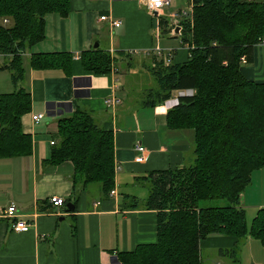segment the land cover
Instances as JSON below:
<instances>
[{
    "label": "crops",
    "instance_id": "crops-1",
    "mask_svg": "<svg viewBox=\"0 0 264 264\" xmlns=\"http://www.w3.org/2000/svg\"><path fill=\"white\" fill-rule=\"evenodd\" d=\"M68 1L66 14H46L42 41L22 54V86L31 99L29 112L19 122L21 132L31 140L30 153L0 157V264H119L120 253L156 242V214L129 208L131 202L124 198L142 204L147 194L142 179L192 160L193 133L165 128L166 112L176 106L181 92H173L152 108L142 104L148 91L155 89L148 71L155 49L163 57L170 55L172 64L186 61L189 53L180 38L161 33L160 18L147 11L146 0ZM164 14L162 10L161 19ZM101 16L107 21H100ZM108 20L119 21V27ZM93 44L109 53L117 68L97 76L82 68L80 53ZM253 48V63L242 64L239 72L247 81L264 84V43ZM51 53L71 55L70 69L30 67V56ZM6 60L0 56L2 96L13 91L9 72L2 69ZM105 99L112 102L109 107L104 106ZM77 108L86 110L98 127L113 136V192L106 198L101 199L99 187L91 184L73 202L72 163H43L57 140L56 122ZM33 115L41 119L34 123ZM137 145L147 152L141 163ZM249 183L240 193L238 207L251 227L258 211L264 210V167L250 174ZM51 197L62 199L63 206L52 208ZM67 204L72 210L64 209ZM11 205L17 218L30 221L22 234L11 232L9 221L2 218ZM198 252L200 264H264V245L250 236L239 241L208 236L199 242Z\"/></svg>",
    "mask_w": 264,
    "mask_h": 264
},
{
    "label": "trees",
    "instance_id": "trees-1",
    "mask_svg": "<svg viewBox=\"0 0 264 264\" xmlns=\"http://www.w3.org/2000/svg\"><path fill=\"white\" fill-rule=\"evenodd\" d=\"M187 14L177 24L185 62H165L152 55L149 69L155 89L143 106L165 102L173 92L190 91L177 98L166 112L165 128L191 131L192 160L172 170L149 174L144 202L124 198L129 208L156 214V242L120 253L119 264H200L199 242L212 235L264 245V210L245 223L240 193L250 174L264 167V84L245 80L242 64H252L254 46L264 43V0H185ZM68 0H0V56L8 57L2 69L9 72L13 91L0 95V157L27 155L30 138L24 135L20 116L30 110L22 86V54L43 39L46 14L67 13ZM161 33L172 26L159 19ZM175 37V36H174ZM33 69L69 70L67 53L30 56ZM82 68L93 75L110 73L116 62L109 53L91 48L80 53ZM57 140L44 164L72 163L71 199L88 185H97L100 197L113 190L112 134L98 127L84 109L61 117ZM79 188V191L77 190Z\"/></svg>",
    "mask_w": 264,
    "mask_h": 264
},
{
    "label": "built area",
    "instance_id": "built-area-1",
    "mask_svg": "<svg viewBox=\"0 0 264 264\" xmlns=\"http://www.w3.org/2000/svg\"><path fill=\"white\" fill-rule=\"evenodd\" d=\"M172 0H146L145 2V8L147 9V11H150L152 13V15H154L155 17L161 18L162 15V10L165 7H169L171 4ZM187 14V11H179L178 13L174 14L171 13L169 14V16L167 18H169V21H171L170 24H172V28L171 30V34L174 35L175 37H177L179 35L180 32V26L177 24V21L182 18L185 17ZM107 17L106 16H101L99 17L100 21H107ZM110 25L113 27H119L120 22L116 21V20H108ZM156 52V56H162V52L158 49H155ZM169 56L170 55H166V60L165 62L168 63L169 62ZM112 104V102L110 101V99H105L104 100V106L105 107H109ZM41 119V115H33L31 117L32 122L36 123ZM52 144V142H51ZM136 150L139 153V157L137 158V160L141 162H144L147 156V152L146 149L144 147H141L139 145L136 146ZM113 191L109 192L110 194H112ZM48 204H50L52 206V208H61L63 206V201L62 199L60 200V198L57 197H51L48 200ZM15 206H10L8 207V209H5L3 214H2V218L9 221L8 222V227L11 230V232L14 233H21L22 232H26L29 227H30V221L22 219L20 220L19 218H17L16 216V211H15Z\"/></svg>",
    "mask_w": 264,
    "mask_h": 264
},
{
    "label": "rangeland",
    "instance_id": "rangeland-1",
    "mask_svg": "<svg viewBox=\"0 0 264 264\" xmlns=\"http://www.w3.org/2000/svg\"><path fill=\"white\" fill-rule=\"evenodd\" d=\"M163 11H165V14H164V16H162L163 18H166V17H168L169 16V14H171V13H174V14H176V13H178V11H187V4H186V1L185 0H177V2H176V0H173V1H171V4H170V6L169 7H165L164 9H163ZM171 33V32H170ZM178 42V41H177ZM176 42L174 41L173 42V45L175 44ZM161 45L163 46L164 45V43L162 42L161 43ZM177 46V45H176ZM156 56V55H155ZM159 58V57H158ZM147 75V74H146ZM148 76V75H147ZM143 86H145L146 88H149V85L146 83V82H144V84H143ZM148 86V87H147ZM184 96V95H187V91H185V92H181V94H180V96Z\"/></svg>",
    "mask_w": 264,
    "mask_h": 264
},
{
    "label": "water",
    "instance_id": "water-1",
    "mask_svg": "<svg viewBox=\"0 0 264 264\" xmlns=\"http://www.w3.org/2000/svg\"><path fill=\"white\" fill-rule=\"evenodd\" d=\"M96 46H97V44H93V45H92V48H93V49H94V48L96 49ZM64 209H66V211H70V210H72V205L67 204L66 207H65Z\"/></svg>",
    "mask_w": 264,
    "mask_h": 264
}]
</instances>
